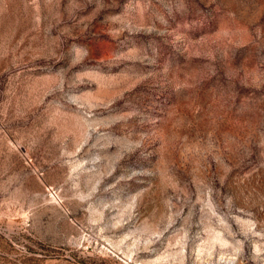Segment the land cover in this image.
<instances>
[{
    "label": "rangeland",
    "instance_id": "374dc122",
    "mask_svg": "<svg viewBox=\"0 0 264 264\" xmlns=\"http://www.w3.org/2000/svg\"><path fill=\"white\" fill-rule=\"evenodd\" d=\"M0 264H264V0H0Z\"/></svg>",
    "mask_w": 264,
    "mask_h": 264
}]
</instances>
